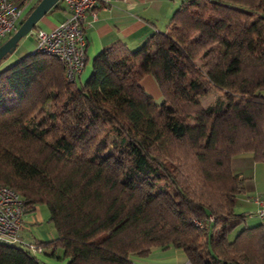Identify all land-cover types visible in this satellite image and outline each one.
Wrapping results in <instances>:
<instances>
[{"label":"trees","instance_id":"obj_1","mask_svg":"<svg viewBox=\"0 0 264 264\" xmlns=\"http://www.w3.org/2000/svg\"><path fill=\"white\" fill-rule=\"evenodd\" d=\"M240 153L264 163V0H183L137 48L101 49L78 85L46 53L0 68V185L22 215L46 206L55 237L29 242L64 264H136L152 248L264 264V225L233 210ZM0 264L44 263L0 244Z\"/></svg>","mask_w":264,"mask_h":264},{"label":"crops","instance_id":"obj_2","mask_svg":"<svg viewBox=\"0 0 264 264\" xmlns=\"http://www.w3.org/2000/svg\"><path fill=\"white\" fill-rule=\"evenodd\" d=\"M181 1L183 0H109L105 4H97L94 8L95 17L91 18L87 15L82 23L85 62L83 70L75 78L82 83L90 72L92 57L111 43L121 41L130 49H134L140 46L151 33L163 31L172 12ZM66 15L62 2L56 9H49L36 21L35 28L17 42L13 53L18 57L29 53L34 42L32 31L38 28L44 30L53 28ZM139 84L152 99L160 98L159 90L151 76H143ZM230 166L240 189L239 193L233 197L234 212L245 213L244 224L247 226L264 225V217L255 216V204L249 199L252 195H258L264 199V163L252 161L248 153H240L231 158ZM36 232L37 237H32L30 241L33 239L48 241L39 230ZM21 241L29 242L22 239ZM129 259L136 264H187L183 253L173 248H152L145 257L138 259L135 256H129ZM41 261L44 264H64L65 259L62 258L61 250L56 248L53 256H43Z\"/></svg>","mask_w":264,"mask_h":264},{"label":"built area","instance_id":"obj_3","mask_svg":"<svg viewBox=\"0 0 264 264\" xmlns=\"http://www.w3.org/2000/svg\"><path fill=\"white\" fill-rule=\"evenodd\" d=\"M60 1L64 4L67 15L53 28L34 29L33 48L30 52L54 56L62 65L65 79L71 81L84 67L85 40L82 23L87 15L95 17L94 8L97 4H105L109 0ZM32 3V0H0V41L13 32ZM249 199L255 204V216L264 217V199L258 195H252ZM22 217V205L17 193L0 185V244L17 245L36 260L41 259L43 248L35 243L22 242L17 234ZM195 224L200 225L197 221Z\"/></svg>","mask_w":264,"mask_h":264},{"label":"rangeland","instance_id":"obj_4","mask_svg":"<svg viewBox=\"0 0 264 264\" xmlns=\"http://www.w3.org/2000/svg\"><path fill=\"white\" fill-rule=\"evenodd\" d=\"M26 14L27 13L23 15V18L26 16ZM6 38L7 36H5L1 40V42L5 40ZM17 58L18 56L15 55V53L13 52L8 54L5 58H2L0 60V68L8 65L9 63L14 62ZM74 82L76 85L79 84V81L77 78H75ZM216 96H217V93L213 91L212 89H209L207 95L200 98V102L202 105H205L211 102L212 100H214ZM160 101H161V98L155 100L156 103H159ZM47 217H48V212H47L46 206L41 203L36 204L35 210L33 212L23 215L22 225L17 234L23 241H30L32 237H37L36 230H39L41 234H43L46 237L47 240L55 237L54 229L52 225L47 221ZM135 257H137L138 259L141 258L140 256H135Z\"/></svg>","mask_w":264,"mask_h":264},{"label":"water","instance_id":"obj_5","mask_svg":"<svg viewBox=\"0 0 264 264\" xmlns=\"http://www.w3.org/2000/svg\"><path fill=\"white\" fill-rule=\"evenodd\" d=\"M60 0H39L19 22L13 32L0 43V60L12 53L17 42L29 33L36 21Z\"/></svg>","mask_w":264,"mask_h":264}]
</instances>
